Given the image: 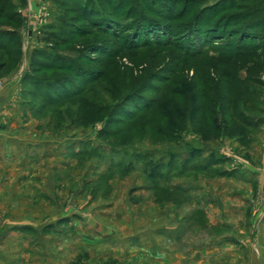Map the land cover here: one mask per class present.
Wrapping results in <instances>:
<instances>
[{
    "label": "rangeland",
    "instance_id": "1",
    "mask_svg": "<svg viewBox=\"0 0 264 264\" xmlns=\"http://www.w3.org/2000/svg\"><path fill=\"white\" fill-rule=\"evenodd\" d=\"M1 10L16 40L0 95L13 88L34 149L52 151L0 156V264H264L263 0ZM205 18L222 40L196 57L188 33Z\"/></svg>",
    "mask_w": 264,
    "mask_h": 264
},
{
    "label": "crops",
    "instance_id": "2",
    "mask_svg": "<svg viewBox=\"0 0 264 264\" xmlns=\"http://www.w3.org/2000/svg\"><path fill=\"white\" fill-rule=\"evenodd\" d=\"M12 90L10 88L4 94L0 95V156L8 154L7 156L12 157L16 156L19 160H31V158H38L44 159V155L51 154V143L48 141L46 143H42L41 145L39 142V148L37 147L34 149V141L31 140L27 135V130L29 126L35 127V124L25 125L26 123L23 121L21 114L23 117L26 115L21 110L23 108L22 105L12 103ZM24 114V115H23ZM14 131H17L18 136L13 135ZM61 147H54L53 152H64L65 150V143L61 145ZM5 153V154H4ZM6 156V157H7ZM31 162V161H30ZM258 243L257 249L264 253V225L262 228L258 229ZM229 245L224 246V251L227 252ZM213 250V249H211ZM234 250V256L241 257V250H237L236 248H232ZM210 254V252H209Z\"/></svg>",
    "mask_w": 264,
    "mask_h": 264
},
{
    "label": "trees",
    "instance_id": "3",
    "mask_svg": "<svg viewBox=\"0 0 264 264\" xmlns=\"http://www.w3.org/2000/svg\"><path fill=\"white\" fill-rule=\"evenodd\" d=\"M263 2H264V0H263ZM233 6L234 5H226L225 8L227 11H229L232 8L235 9ZM206 16H207V18H209V17L213 18L214 12L213 13L208 12V15H206ZM13 17H16V16L6 13L5 10H1L0 22L1 21L5 22V21H7V19H13ZM207 18H205L202 22H198L195 25V27L197 28L196 30L192 31V33H188V40H189V44H190L189 45V52L191 53L192 50H194L193 53L196 52L195 48H197V47L193 46V44L194 43L196 44V42H197V45H199L198 48L199 47L201 48L199 55L196 54V57L201 56L203 54L202 50L205 49L206 47L212 45L214 43V41L222 40V39L218 38V36H220L218 34L220 33V30L222 28V24H218V26H214L215 28L212 29V27L209 26ZM231 20L233 22H235L234 23L235 25L231 23L232 26L233 25L238 26V25H241L242 23L245 24V21H246V19L244 18V14L238 15ZM17 25L18 24L16 23V26ZM13 36H15V34H13ZM248 39L251 40V37H248ZM15 40H16L15 37L11 38L9 31L0 28V78L5 77L6 71H7V66H6L5 62H3L4 56L2 54L5 53L7 50H9L11 46L14 45ZM29 79H32V77L30 75L27 76V81ZM199 106L195 107L196 108V118H199V119H201V118L204 119V117L208 118L210 116V109L207 106V104L202 103V105L200 107ZM145 110H149V109H144L143 111H145ZM199 119H197V120H199Z\"/></svg>",
    "mask_w": 264,
    "mask_h": 264
},
{
    "label": "water",
    "instance_id": "4",
    "mask_svg": "<svg viewBox=\"0 0 264 264\" xmlns=\"http://www.w3.org/2000/svg\"><path fill=\"white\" fill-rule=\"evenodd\" d=\"M89 225L97 232L102 230V226L93 219L90 220Z\"/></svg>",
    "mask_w": 264,
    "mask_h": 264
}]
</instances>
